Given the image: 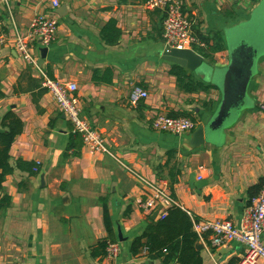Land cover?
Here are the masks:
<instances>
[{"label":"crops","instance_id":"obj_1","mask_svg":"<svg viewBox=\"0 0 264 264\" xmlns=\"http://www.w3.org/2000/svg\"><path fill=\"white\" fill-rule=\"evenodd\" d=\"M51 1L0 5V132L8 112L22 121L8 153L13 172L0 191V198H10L0 205V264H178L166 262L164 255L131 254V242L144 231L152 212L141 207L148 191L129 169L163 188L176 203L160 202L163 212L177 205L193 222L223 219L237 225L264 182V112L259 108L264 103V55L247 84L250 104L215 142L190 149L184 142L213 114L221 93L218 87L191 93L178 88L170 73L174 63L162 58L167 47L162 11L146 9V0H58L55 8ZM181 1L199 39L212 44L213 35L221 36L223 49L211 52L213 62L207 61L224 67L232 29L249 21L261 0ZM61 5L65 9L58 15L55 9ZM53 13L55 39L40 65L41 47L34 46L37 62L29 64L17 52L15 38L27 33L36 15ZM110 20L120 29L114 44L101 34ZM199 49L208 51V44ZM185 70L193 80L211 84ZM42 74L76 84L83 117L101 132L113 156L85 150L41 86ZM135 85L148 97L131 105L128 97ZM157 114L188 117L196 125L180 135L155 131L151 120ZM170 150L175 155L167 161ZM18 160L31 163V170L17 167ZM192 172L197 176L190 185ZM104 206L116 241L117 228L126 239L118 241L121 251L111 260L105 253L93 254L99 242H115L107 240ZM195 233L202 264H238L243 244L230 240L213 246L210 232ZM261 237L264 242V229Z\"/></svg>","mask_w":264,"mask_h":264},{"label":"built area","instance_id":"obj_2","mask_svg":"<svg viewBox=\"0 0 264 264\" xmlns=\"http://www.w3.org/2000/svg\"><path fill=\"white\" fill-rule=\"evenodd\" d=\"M13 1L15 0H0V5L6 6ZM51 3L54 8L59 5L58 0H52ZM143 5L148 10L159 9L164 14L162 35L167 47L194 49L195 46H205V43L193 33L192 23L182 10L181 0H146ZM57 26L55 13L39 14L33 17L27 33L17 35L14 41L16 50L24 61L36 65V54L32 49L36 45L48 46L55 39ZM41 79V86L49 91L60 110L70 121L72 132L81 137L85 150L90 154L113 156L106 146L101 132L92 127L88 120L81 116L76 84L69 81L54 80L45 74H42ZM147 97L148 92L135 85L129 93L128 100L131 105H136L140 100ZM259 108L264 112V103L259 104ZM195 125L191 118L184 116L172 117L157 114L151 120V127L155 131L178 135L190 132L195 128ZM129 172L142 181L147 188V197L141 205L144 211L153 212L163 201L176 204L163 188L153 185L131 169ZM197 178L200 179L201 177L198 176ZM158 214L160 217L165 215L162 206ZM193 228L198 234L210 232L213 246H219L230 240H236L243 244L245 250L238 264H264V242L261 237L264 229V182L252 198L250 205L242 212L239 228L233 222L223 219L208 220L203 223L193 222ZM120 251L121 246L118 241L109 242L105 249V257L110 260L115 259ZM145 252L144 249L143 253Z\"/></svg>","mask_w":264,"mask_h":264},{"label":"water","instance_id":"obj_3","mask_svg":"<svg viewBox=\"0 0 264 264\" xmlns=\"http://www.w3.org/2000/svg\"><path fill=\"white\" fill-rule=\"evenodd\" d=\"M64 9L65 7L61 5L55 9V12L62 15ZM227 45L228 63L224 67L210 65L207 59L194 49L166 47L162 52L164 60L194 72L202 80L218 87L221 93L220 102L213 114L202 126L191 133L190 139L184 142L190 149L215 142L222 131L236 119L240 111L250 104L246 93L247 84L256 70L258 58L264 55V0H261L254 8L249 21L232 29ZM46 51V46L40 48L39 65ZM196 176L195 172L189 175L190 185H193ZM40 179L41 182L44 181L43 175ZM160 208L161 205L150 214L148 219H155ZM237 227H240V221ZM117 238L119 242L126 240L119 228H117ZM196 248L199 246L196 245Z\"/></svg>","mask_w":264,"mask_h":264},{"label":"trees","instance_id":"obj_4","mask_svg":"<svg viewBox=\"0 0 264 264\" xmlns=\"http://www.w3.org/2000/svg\"><path fill=\"white\" fill-rule=\"evenodd\" d=\"M101 34L107 43L114 44L119 38L120 29H118L114 20H110L102 28ZM200 39L205 44H208L209 50L206 51L205 49L198 48V53L210 62H213L210 55L211 52H217L223 49L221 36L217 34L213 35L212 44L207 38L201 36ZM170 73L176 77L178 88L184 92L191 93L199 90L205 91L209 88H215V86L200 80H193L191 75L187 74L186 70L177 64L172 65ZM173 116L178 117L176 115ZM1 125L4 130L0 132V191L5 177L13 172V167L8 161V153L15 137L21 133L22 121L15 113L10 111L3 116ZM174 155L175 150L168 151L167 161H171V159L174 158ZM165 163L167 164V162ZM30 164L31 163L29 162L18 160L16 166L31 170ZM176 181L177 178L175 177V174H172L171 182L175 183ZM260 187L261 185L259 186V189ZM9 200L10 198L7 195H4L0 198V205H7ZM103 218L108 233L107 240L116 241L108 210L105 206ZM196 241L197 234L193 229V220L187 212L179 206L172 205L167 209L163 217L148 222L141 235L132 240L130 252L133 256H136L140 253L143 254V250L145 249V254L152 258L164 255V260L166 262L176 260L178 264H202L200 253L195 248ZM106 244V240L99 242L93 254L96 256L104 255ZM163 251H166V253Z\"/></svg>","mask_w":264,"mask_h":264},{"label":"rangeland","instance_id":"obj_5","mask_svg":"<svg viewBox=\"0 0 264 264\" xmlns=\"http://www.w3.org/2000/svg\"><path fill=\"white\" fill-rule=\"evenodd\" d=\"M198 48H199V47H197V46L194 47V49H195L196 51H199ZM81 116L83 117V114H82V113H81Z\"/></svg>","mask_w":264,"mask_h":264}]
</instances>
